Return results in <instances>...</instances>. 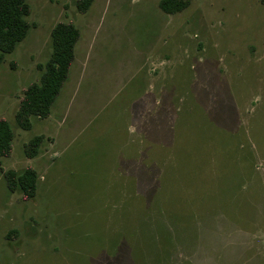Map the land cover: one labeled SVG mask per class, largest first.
I'll use <instances>...</instances> for the list:
<instances>
[{"label": "rangeland", "instance_id": "1", "mask_svg": "<svg viewBox=\"0 0 264 264\" xmlns=\"http://www.w3.org/2000/svg\"><path fill=\"white\" fill-rule=\"evenodd\" d=\"M26 0L0 64V264H264V0ZM58 21L79 29L46 118L14 120ZM44 140L29 158L24 143ZM33 167L24 200L3 172Z\"/></svg>", "mask_w": 264, "mask_h": 264}, {"label": "trees", "instance_id": "2", "mask_svg": "<svg viewBox=\"0 0 264 264\" xmlns=\"http://www.w3.org/2000/svg\"><path fill=\"white\" fill-rule=\"evenodd\" d=\"M93 0H77L80 12H85ZM190 0H158V6L166 14H175L183 10ZM30 13L26 0H0V64L5 56L24 40L30 27L27 16ZM79 38V29L72 23L58 21L50 31L51 52L44 63H38L40 71L37 80L30 82L19 98L14 114L16 125L21 129L32 126V117L46 118L50 108L67 78L74 58V46ZM14 134L9 121L0 118V158L12 152ZM44 140L42 134L35 135L24 143L27 157H35ZM7 188L17 191L24 200L32 199L37 190L38 173L33 167L22 170L7 169L3 172Z\"/></svg>", "mask_w": 264, "mask_h": 264}]
</instances>
